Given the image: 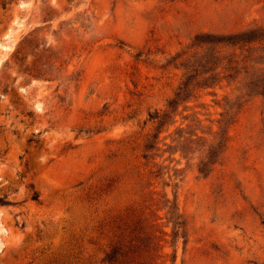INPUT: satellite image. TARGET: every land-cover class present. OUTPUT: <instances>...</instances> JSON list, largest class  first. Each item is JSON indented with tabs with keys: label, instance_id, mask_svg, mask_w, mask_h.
<instances>
[{
	"label": "rangeland",
	"instance_id": "obj_1",
	"mask_svg": "<svg viewBox=\"0 0 264 264\" xmlns=\"http://www.w3.org/2000/svg\"><path fill=\"white\" fill-rule=\"evenodd\" d=\"M113 247L264 264V0H0V264Z\"/></svg>",
	"mask_w": 264,
	"mask_h": 264
},
{
	"label": "trees",
	"instance_id": "obj_2",
	"mask_svg": "<svg viewBox=\"0 0 264 264\" xmlns=\"http://www.w3.org/2000/svg\"><path fill=\"white\" fill-rule=\"evenodd\" d=\"M172 102L173 101L171 100L170 103ZM168 105H169V102H168ZM144 148L146 150L145 152H147V150H150L152 146L150 145L148 146L147 144L145 145ZM146 158L147 156L144 155L143 159H146ZM31 198L33 201H36L37 195L33 193ZM169 209L171 210L172 208L170 207ZM152 239L153 238L148 237L141 243L143 244L144 248L148 249V251H155V244H153ZM139 251H140L139 247H133V250L126 247L123 251L118 247H113L104 255L102 262L104 264H131L133 260L135 259V257L138 256Z\"/></svg>",
	"mask_w": 264,
	"mask_h": 264
}]
</instances>
